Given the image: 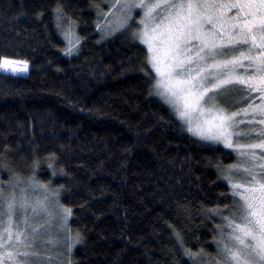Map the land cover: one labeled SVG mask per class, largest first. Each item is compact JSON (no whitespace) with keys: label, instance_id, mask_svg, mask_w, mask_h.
<instances>
[{"label":"trees","instance_id":"16d2710c","mask_svg":"<svg viewBox=\"0 0 264 264\" xmlns=\"http://www.w3.org/2000/svg\"><path fill=\"white\" fill-rule=\"evenodd\" d=\"M113 3L0 0V54L29 63L25 74H0V161L27 177L39 159L38 179L64 186L68 227L84 238L73 264H192L174 232L210 260L221 220L206 212L230 202L216 165L233 164L235 154L182 131L169 107L149 95L144 46L133 43L131 30L107 35L97 27L104 18L108 25ZM57 5L61 25L79 40L71 56Z\"/></svg>","mask_w":264,"mask_h":264},{"label":"snow or ice","instance_id":"6c2138e0","mask_svg":"<svg viewBox=\"0 0 264 264\" xmlns=\"http://www.w3.org/2000/svg\"><path fill=\"white\" fill-rule=\"evenodd\" d=\"M111 8L118 10L114 31L131 30L133 43L147 48L140 71L149 95L169 106L182 131L236 155L235 163L216 165L230 202L206 212L221 220L214 264H264V0H114ZM53 11L61 28L63 9ZM28 70V61L0 54V74ZM39 166L34 159L22 177L0 161L9 171L0 181V264H51L61 256L57 264H73L72 248L84 242L68 227L73 211L61 203L64 186L40 181ZM174 235L185 255L202 259L203 249L193 253Z\"/></svg>","mask_w":264,"mask_h":264},{"label":"rangeland","instance_id":"374dc122","mask_svg":"<svg viewBox=\"0 0 264 264\" xmlns=\"http://www.w3.org/2000/svg\"><path fill=\"white\" fill-rule=\"evenodd\" d=\"M113 1V0H112ZM113 15H111V17H110V21L108 22V25H107V22H106V20H105V18L103 19L104 21L101 23V25H100V28H99V30H100V32L102 33V34H107V35H111L112 33H114V31H113V29H115V27H116V21H117V15H118V10L117 9H114L113 8ZM136 19L138 20L139 19V16H137L136 17ZM61 24H63V22L61 23ZM134 27H135V25H134ZM58 29V31H59V33H60V35H61V37H62V39H63V41H64V43H65V48L66 49H68L69 47H71L72 46V44H75L76 43V41H77V38H76V35H75V32H74V29L73 28H71L70 26H67V25H61V28H57ZM66 32H70V35H68L67 37H66V35H65V33ZM69 41H71V44L69 43ZM140 42V41H139ZM142 44V43H141ZM143 45V44H142ZM144 46V48L146 49V51H147V48H146V46L145 45H143ZM21 74H25V73H21ZM17 75H19V74H17ZM153 75H154V73H153ZM156 97H158V96H156ZM159 98V97H158ZM160 99V98H159ZM167 105V104H166ZM168 106V105H167ZM169 107V106H168ZM170 109V108H169ZM194 138H196V137H194ZM196 139H198V138H196ZM205 144H208V143H205ZM208 145H211V146H219V147H222V148H224V149H227V148H225L224 147V145L223 144H208ZM228 150H231V149H228ZM232 151V150H231ZM235 154V153H234ZM235 157H236V155H235ZM237 159V158H236ZM236 162V161H235ZM234 162V163H235ZM47 170H48V177L49 178H51V176H53V174H52V171L51 170H49L48 168H47ZM53 170V169H52ZM7 174H8V172L7 173H5V170H3L2 172H1V175L2 176H4L5 177V179L6 180H8V178H9V176H7ZM36 175H37V178H38V173H36ZM0 181H3V179H2V177H0ZM68 226H69V220H68ZM71 235L74 237L75 235L71 232ZM77 245L78 244H76L75 245V247H77ZM75 247H73L72 248V251L75 249ZM61 250H63V249H61ZM57 250L56 249H53V252L51 253L52 255H55V252H56ZM72 251H71V254H72ZM217 257V250L215 251V255H214V257L212 258V259H210V260H206L205 258H203L202 257V259H197V258H193V263L192 264H214V258H216ZM64 259V257L63 256H61V257H57V258H55V259H53L52 261H51V264H57V261L58 260H63Z\"/></svg>","mask_w":264,"mask_h":264}]
</instances>
